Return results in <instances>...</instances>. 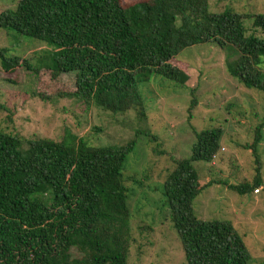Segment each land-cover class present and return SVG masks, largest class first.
<instances>
[{
	"label": "trees",
	"instance_id": "16d2710c",
	"mask_svg": "<svg viewBox=\"0 0 264 264\" xmlns=\"http://www.w3.org/2000/svg\"><path fill=\"white\" fill-rule=\"evenodd\" d=\"M210 3L18 0L0 12V29L40 41L45 49L21 61L0 48V67L12 72L21 65L53 83L73 75L72 91L64 97L112 114L135 110L144 118L139 86L154 76L184 85L186 74L170 60L205 44L225 51L231 78L264 96V13H240L231 5L214 11ZM263 128L264 114L248 147L253 155ZM194 136L190 157L173 161L162 190L185 263L250 264L231 223L194 215L193 202L205 186L192 163L216 158L222 130ZM135 144L93 147L67 128L59 141L0 133V264H128L131 194L122 171ZM258 187L259 167L251 185L232 189L245 195Z\"/></svg>",
	"mask_w": 264,
	"mask_h": 264
},
{
	"label": "rangeland",
	"instance_id": "374dc122",
	"mask_svg": "<svg viewBox=\"0 0 264 264\" xmlns=\"http://www.w3.org/2000/svg\"><path fill=\"white\" fill-rule=\"evenodd\" d=\"M17 1L0 0V12L14 8ZM140 1L145 0L120 3ZM210 5L214 11L231 5L240 13H264V0H211ZM244 24L249 28L251 21ZM255 34L261 36L259 31ZM0 48L22 61L45 46L0 29ZM224 58L225 51L211 45L183 50L170 64L186 74L184 85L154 76L139 86L145 99L144 118L135 110L112 114L64 97L72 91L69 79L73 75L53 83L21 65L12 72L0 67V133L59 141L67 128L93 147L124 146L135 140L122 171L131 194L127 202L131 213L128 264H186L169 221V208L163 205V182L174 168L173 161L190 157L195 133L219 128L222 136L216 158L210 163H192L199 185L205 186L193 202V212L202 221L231 223L251 255L250 264H264V128L257 154L248 149L262 121L264 96L231 78ZM258 167L263 185L258 193L255 189L245 195L233 191L240 184L251 185Z\"/></svg>",
	"mask_w": 264,
	"mask_h": 264
},
{
	"label": "built area",
	"instance_id": "2783aa9c",
	"mask_svg": "<svg viewBox=\"0 0 264 264\" xmlns=\"http://www.w3.org/2000/svg\"><path fill=\"white\" fill-rule=\"evenodd\" d=\"M254 193H258V190H257V189H255V190H254Z\"/></svg>",
	"mask_w": 264,
	"mask_h": 264
}]
</instances>
